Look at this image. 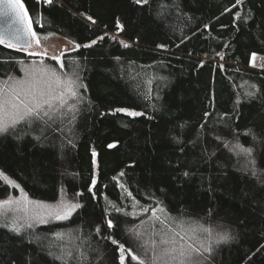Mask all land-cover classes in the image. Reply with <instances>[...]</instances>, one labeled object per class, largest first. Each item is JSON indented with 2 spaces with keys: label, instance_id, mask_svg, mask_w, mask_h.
Here are the masks:
<instances>
[{
  "label": "trees",
  "instance_id": "16d2710c",
  "mask_svg": "<svg viewBox=\"0 0 264 264\" xmlns=\"http://www.w3.org/2000/svg\"><path fill=\"white\" fill-rule=\"evenodd\" d=\"M20 1L38 36L80 46L60 68L86 88L71 122L0 135V171L35 200L65 191L82 207L19 236L0 227V264H122L111 239L149 257L136 232L147 214L133 213L134 203L228 233L213 239L211 264H264V72L250 67L253 54L264 56V0ZM32 58L0 44V79ZM236 144L252 158L231 151ZM10 193L0 178V199Z\"/></svg>",
  "mask_w": 264,
  "mask_h": 264
},
{
  "label": "snow or ice",
  "instance_id": "6c2138e0",
  "mask_svg": "<svg viewBox=\"0 0 264 264\" xmlns=\"http://www.w3.org/2000/svg\"><path fill=\"white\" fill-rule=\"evenodd\" d=\"M47 3H51L52 0H46ZM133 3L136 5H147L149 0H133ZM242 3V0H236V4ZM235 7V5H234ZM24 5L20 0H0V16L9 19L8 29L11 31V35H7L4 32H0V44L5 43V39L10 40H19L20 28H13L14 24H18L21 21L20 9H23ZM24 15H27L25 11ZM238 15V14H237ZM89 20H92L91 17H88ZM94 22V21H93ZM31 24H29V29ZM118 28L122 29V26L118 24ZM32 35L35 37L37 34L33 31ZM100 39H103L101 37ZM27 43V42H25ZM37 43L39 40L37 39ZM93 44L95 41L92 42ZM124 44V47H128L126 43L121 41ZM28 47H31L30 43H27ZM85 47H90L91 45H84ZM8 47H13L12 44H8ZM80 47L77 45V48ZM160 47H163L162 45ZM53 59H57L53 57ZM255 60V55L252 57ZM63 67V64H61ZM44 73L46 69H34L32 78L15 80L11 84L4 82V87H0V135L3 134H13L17 139L21 138L22 135L30 134L33 130V125L43 135L44 131L48 128H52V124L57 120L63 121L65 116L70 115L69 122L72 119H75V112L78 111L76 104H69V99L79 100L80 96L78 93L79 88L84 87L82 83H77L79 80L78 75L74 72L73 75L76 76V79H73L72 76L67 77L66 79H61L55 72L52 73L49 79L45 80L39 78L35 75V72ZM54 78V80H53ZM55 84V88L53 87ZM151 83V81H149ZM56 89H62L57 91ZM251 95V93H249ZM66 109V110H65ZM117 112H125L130 117H137L143 115L141 112L131 111L128 109H116ZM207 115V114H206ZM203 127V125H201ZM56 131L58 129H52ZM35 139H40L39 136ZM177 142H182L177 138ZM109 148L115 147L114 144L108 145ZM183 149H181L182 151ZM231 151L237 152L238 154H244L251 156L253 149L244 148L240 144L233 146ZM93 157L97 154L95 151L92 153ZM249 163L252 165L251 175L255 178L257 177V172L255 169V161L251 160ZM123 175V173H121ZM182 175L188 176V172H183ZM0 178L7 181L10 186L19 188V185L15 181L11 180L6 174L0 171ZM115 179V178H114ZM93 187L95 185V180L92 182ZM123 187V186H121ZM23 193V189H20ZM91 191V189H90ZM77 195H81L78 193ZM131 195V193H129ZM15 205L16 207H13ZM22 206V207H21ZM31 206V207H29ZM82 207L79 203H72L71 201L61 200L58 205H47L41 201H32L27 198V194H23V200L13 199L9 197L7 200L0 201V227L6 228L9 232H12L16 235H21L25 230L31 229L33 227V220H38L41 223L47 222V217L54 218L56 220H65L68 219L72 212L77 208ZM163 211V209H160ZM23 212V216L17 217L13 215L9 217V212ZM119 211V209H117ZM145 211H148L145 209ZM152 214L156 217V210H152ZM160 219V217H156ZM23 220V223L19 221ZM161 223L164 224L165 221L161 220ZM107 227L113 228L112 220L107 221ZM182 227V225H181ZM204 232L208 233L211 236V229H202ZM97 232L100 231L99 228L96 229ZM168 232L156 233L159 235V246L160 251L157 253V241L152 240L151 244H143L142 247H145V254L149 255V264H204V253H211L210 243H200L199 247L188 244L187 247L184 246L180 241L184 239L183 236H180V233L175 229L169 228ZM65 234L56 233L57 239L63 240ZM139 236V234H137ZM177 236H180V240H177ZM111 239V237H109ZM229 239L228 233L218 234L217 242L220 240L226 241ZM31 242V241H29ZM112 244L118 245V249L121 253L120 260L123 264L124 255L126 251L123 244L115 239H111ZM127 251H130L128 249ZM68 256H71V252L67 253ZM83 256V254H81ZM57 259H62V257H57ZM132 259L139 261V264H145V261L139 257L132 256Z\"/></svg>",
  "mask_w": 264,
  "mask_h": 264
},
{
  "label": "rangeland",
  "instance_id": "374dc122",
  "mask_svg": "<svg viewBox=\"0 0 264 264\" xmlns=\"http://www.w3.org/2000/svg\"><path fill=\"white\" fill-rule=\"evenodd\" d=\"M26 20H27L28 24H31L28 14L26 15ZM30 29H31V34H32V32L34 31L32 28V25H31ZM37 39L39 40V43H37ZM76 48H77V46L75 44H73L70 41H68L62 37H59V36H55V35L38 36V35H36L34 37L32 35L31 47L29 49L21 50V51H24L27 55L32 56L33 58L29 62H26L25 64L22 65L21 74L19 76L1 78L0 79V87H4V82L11 84L15 80H22V79H29L30 80L32 78V74H33L34 69H46L47 71L44 73H40L38 71L35 72V75L37 77L45 79V80L49 79V77H51L53 72H55L62 80L66 79L69 76L65 75L60 68L61 64H62V58H63V55L65 53L72 51ZM254 55H255V60H253L251 58L250 67L252 69H256L258 71L264 72V56L258 55V54H254ZM53 57H56L57 59H53ZM47 58L52 59L55 62H57L58 66L47 64L45 62V59H47ZM53 80H54V78H53ZM53 87L55 88L54 83H53ZM56 90L61 91L62 89H56ZM78 93H79V91H78ZM73 103H75V99H69V104H73ZM234 153L238 156H241V158H243L244 160H247V161L252 158V154H251V156H247L244 154H238L237 152H234ZM1 179L3 180V178H1ZM3 181L6 184H8L7 181H5V180H3ZM10 188H11L10 195L6 198L0 199V201L7 200L9 197L13 198L14 200L15 199L23 200V194H25L26 192L23 190V193H21V191H20V189H22L21 186H19V188L10 186ZM27 198L29 200H32V201H39V200H35V199L31 198L28 194H27ZM62 199L67 200V201H71L72 203H79L78 200L69 198L65 191L61 192L60 197L55 202H45V201H41V202H43L44 204H47V205L55 206V205H58ZM13 207H16V206L13 205ZM29 207H31V206H29ZM155 210H156V217H160L159 220L153 216L152 210H149L148 212H146L145 209L142 208L137 203H134V209H132V212L135 214H142V212H143V215L147 214L145 216L146 220L142 222V228L144 227L143 228L145 231L144 233H146V234L140 232L141 229L138 231L136 230V232H138L139 238L140 239L143 238L142 240H144V242L149 244V245L151 244L152 240H156L157 241V248H156L157 253H159V251H160V246H159L160 236L155 235V234L161 233L163 231V232H168L169 235H171V232H169V228L175 229L177 232L180 233V236L184 237V239L180 242L182 244H184L185 247H187L188 244H193V245L199 247L200 243L206 242V243H210L211 251H212L213 239L217 240V236L215 235V232H213L211 230V236H209L208 233H206L202 230V229H205V227H202L201 225H192L190 227H188V226L186 227L184 224H181L182 225V227H181V225H176V223L173 220L168 219V217L166 215H164L158 208ZM75 211H73L72 214ZM8 215L11 218L13 215L20 217V216H23L24 214H23V212H15L14 213V212L10 211L8 213ZM46 219H47L46 223H41L38 220H33L32 221L33 227H38L40 225H46V224H51L54 222L64 221V220H56V219L51 218V217H47ZM161 220L165 221V223L162 224ZM175 220L178 221L177 219H175ZM19 222L23 223L24 221L20 220ZM151 226H154L155 228L150 229ZM147 234H149L150 238L149 237L146 238ZM180 236H177V240H180ZM149 254H150V252H149ZM207 254L208 253H204V257H206ZM123 255H124L123 264H127L126 263L127 259L128 258L132 259L133 255L136 257H139L134 252L127 251V250L123 253ZM141 257L147 258L149 260V257H143V256H141ZM134 260H136V259H134ZM136 261H138V260H136ZM204 264H211L210 258L206 257V259H204Z\"/></svg>",
  "mask_w": 264,
  "mask_h": 264
},
{
  "label": "water",
  "instance_id": "95a60500",
  "mask_svg": "<svg viewBox=\"0 0 264 264\" xmlns=\"http://www.w3.org/2000/svg\"><path fill=\"white\" fill-rule=\"evenodd\" d=\"M24 9H20V15H21L20 23L13 25V28H20L22 30L20 32L19 40L17 41V40L5 39V43H4V45L6 46H8V44H12L13 45L12 48L19 49V50L29 49L30 47L27 46V43H30V45H32L31 29H29V24L27 23L26 16L24 15L26 11ZM9 22L10 21L8 18L0 16V32H4L6 36L11 35V31L7 30Z\"/></svg>",
  "mask_w": 264,
  "mask_h": 264
},
{
  "label": "bare ground",
  "instance_id": "6f19581e",
  "mask_svg": "<svg viewBox=\"0 0 264 264\" xmlns=\"http://www.w3.org/2000/svg\"><path fill=\"white\" fill-rule=\"evenodd\" d=\"M263 58V57H262Z\"/></svg>",
  "mask_w": 264,
  "mask_h": 264
}]
</instances>
